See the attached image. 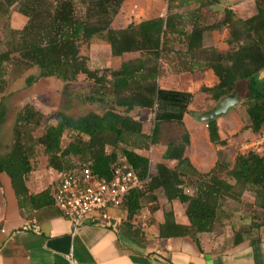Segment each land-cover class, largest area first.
Masks as SVG:
<instances>
[{"label":"trees","instance_id":"trees-1","mask_svg":"<svg viewBox=\"0 0 264 264\" xmlns=\"http://www.w3.org/2000/svg\"><path fill=\"white\" fill-rule=\"evenodd\" d=\"M123 1L0 0V18L8 16L14 5L27 17L21 29H11L7 47L0 50V92L6 85V65L16 61L23 68L36 69L35 74L26 78L29 85L51 76L69 82L77 75L85 74L102 89L109 83L113 102L101 113L89 111L77 117L58 111L59 122L74 131L73 138L65 145L60 131L54 128L46 127L39 136H33L32 131L39 126L42 114L25 105L15 118L9 150L0 153V173L9 176L20 207L38 208L52 202L48 187L37 193L28 188L33 171L31 159L38 146L47 156L48 166L55 170L72 168L69 157L79 156L89 160L92 172L105 179L112 177L115 163L123 156L140 177L147 179L144 189H131L123 198L125 228L135 226L142 208L147 207L151 214L160 208L157 191L161 190L168 201L177 199L186 204L188 224L176 222L172 212L165 211L164 221L158 224V235H188L199 244L197 235L212 231L227 198L237 202L242 191L248 189L254 193L256 202L264 207V153L256 150L238 153L231 168L218 160L210 171L202 173L184 157L189 140L183 133L180 139H168L163 155L166 159H177V165L170 168L159 163L155 172L149 173L148 157L139 151L147 150L159 141L165 123L182 125L183 115L182 111L159 108L163 94L155 80L161 68L159 62L163 56L167 57L166 66L175 74L213 69L219 83L201 90L210 94L214 101L237 95L244 103L248 127L254 132L259 131L264 124V89L257 88L256 75L264 67V0H254L255 11L246 18L236 17L225 7L219 21H207L206 13L217 17L218 11L215 14L208 5L224 0H196L200 5L185 12L175 10L179 7L174 6L175 0H168L165 16L131 22L124 28H112L111 23ZM187 1L178 0V3L184 5ZM224 27L228 28V50L203 46L204 31ZM96 37L109 45L113 56L128 52H138L139 56L110 70L111 78L106 80L104 74L99 75L89 67L88 57L80 53V45L89 44ZM175 42L182 48H174ZM243 90L244 97L241 95ZM171 93L179 95V92ZM97 94L103 97L104 92L99 89ZM170 104L186 108V103L179 101ZM115 107H122L123 112ZM136 107L154 111L150 133L143 132L141 120L129 114ZM7 115L8 106L1 97L0 126ZM206 124L211 141L223 144L215 117L207 118ZM106 145L112 150L107 152ZM186 188L190 192H186ZM152 218L150 216L146 221Z\"/></svg>","mask_w":264,"mask_h":264},{"label":"crops","instance_id":"crops-1","mask_svg":"<svg viewBox=\"0 0 264 264\" xmlns=\"http://www.w3.org/2000/svg\"><path fill=\"white\" fill-rule=\"evenodd\" d=\"M187 2L195 4V7L200 5L196 0ZM167 6L168 3L162 5L154 0H124L111 27H126L136 13H140L142 18L135 23L165 16ZM174 6L184 5L175 1ZM208 6L215 14L218 11L217 17L225 7L240 18H246L255 11L254 0H224ZM227 37V27L206 30L202 44L226 51L229 49ZM138 56L136 52L134 58ZM164 79L172 84H158L163 90L159 108L162 111H182V125L165 123L164 128L169 124L176 125L177 132L169 136L162 128L159 141L144 150L153 169L151 174L159 163L170 168L177 165V159H166L163 155L168 139H180L183 133L189 140L184 157L202 173L210 171L218 160L231 168L238 153L248 150L264 153V124L257 132L251 130L247 125L244 103L239 100L226 112L215 116L218 136L224 143L211 141L204 117L220 99L214 101L201 89L219 83L213 69L183 71ZM256 86L264 89V67L256 75ZM171 92H179V95ZM175 101L186 103V108L170 104ZM147 109L154 116V111ZM56 172L57 177L45 186H42V179L33 181L30 175V192L37 193L48 187L51 195L64 170ZM157 196L159 209L151 214L144 207L139 212L146 215L145 220L153 217L146 221V227L136 221L132 229H126V209L123 206L108 209L112 216L109 225L87 219L74 226L53 201L38 208L20 207L9 176L0 173V264H264V207L256 202L252 191H242L237 202L227 198L212 231L197 235L199 244L188 235H158V224L164 221L165 211H171L174 220L181 224H188V218L185 203L177 199L168 201L161 190L157 191Z\"/></svg>","mask_w":264,"mask_h":264},{"label":"rangeland","instance_id":"rangeland-1","mask_svg":"<svg viewBox=\"0 0 264 264\" xmlns=\"http://www.w3.org/2000/svg\"><path fill=\"white\" fill-rule=\"evenodd\" d=\"M154 1L161 2L162 5L168 3V0ZM194 7L195 4H184V6L178 7L177 10L185 12ZM206 14L207 21L220 20L212 13L207 12ZM141 18L142 15L136 13L135 16L131 17L130 21L135 22ZM26 21L27 17L17 11L16 5L12 7L8 16L0 18V50L7 47L10 41L11 29H21ZM178 43L175 42L172 46L174 48H182V45ZM80 53L88 57V64L91 69L96 70L99 75L104 74L106 80H109L111 78L110 70L117 69L123 61L133 59L136 52L113 56L109 45L103 39L96 37L89 44L82 43L80 45ZM166 60L167 57L163 56L159 62L161 68L159 75L155 79L157 84H172L167 79H164L175 74L166 66ZM5 72L6 85L4 91L0 92V99L4 97V101L8 106V115L5 123L0 126V153H5L9 150L15 118L18 112L27 104L42 114L40 124L32 131V135L39 136L46 127L54 128L60 131L62 144L65 145L73 138L74 131L69 126L59 122L57 119L58 111L77 117L89 111L101 113L113 103L109 83H106L102 89L85 74H79L74 80L69 82L51 76L40 78L29 85L26 83V78L31 74H35L36 69L34 67L23 68L16 61H13L6 65ZM99 89L104 92L103 97H98L97 91ZM241 95L245 96L244 90ZM115 109L123 112L122 107H115ZM129 114L141 120L143 132H151L153 127L152 111L147 108L136 107ZM163 129L169 136L177 132V127L173 124H169L166 128L163 126ZM121 146L124 145L121 144ZM105 150L109 152L112 147L106 145ZM117 152L120 155L119 149H117ZM141 153L145 154L144 151ZM31 162L33 166V171L31 172L33 181L42 179V186H45L47 183L53 182L54 178L57 177L56 170L48 166L47 156L43 154L40 146L36 148ZM88 162L89 160L79 156L69 157L70 167H77L81 163ZM152 171V166H149V172L152 173Z\"/></svg>","mask_w":264,"mask_h":264},{"label":"built area","instance_id":"built-area-1","mask_svg":"<svg viewBox=\"0 0 264 264\" xmlns=\"http://www.w3.org/2000/svg\"><path fill=\"white\" fill-rule=\"evenodd\" d=\"M147 179L120 156L113 167L110 179L95 175L89 163L79 164L62 172L51 191L53 204L67 217L74 226L87 219L101 224H110L112 216L109 208H120L124 196L131 189L142 190ZM190 192L189 189H185ZM146 215L138 214L137 221L146 227Z\"/></svg>","mask_w":264,"mask_h":264},{"label":"water","instance_id":"water-1","mask_svg":"<svg viewBox=\"0 0 264 264\" xmlns=\"http://www.w3.org/2000/svg\"><path fill=\"white\" fill-rule=\"evenodd\" d=\"M238 101V96L233 95V96H225L221 98L215 107L207 114L205 115V119L207 118H213L218 114L224 113L227 111V109L231 106H233L235 103Z\"/></svg>","mask_w":264,"mask_h":264}]
</instances>
